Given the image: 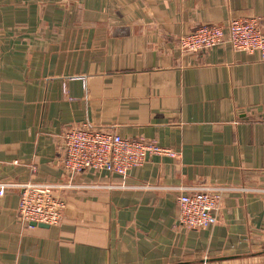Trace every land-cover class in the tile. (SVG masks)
I'll list each match as a JSON object with an SVG mask.
<instances>
[{
    "label": "crops",
    "instance_id": "1",
    "mask_svg": "<svg viewBox=\"0 0 264 264\" xmlns=\"http://www.w3.org/2000/svg\"><path fill=\"white\" fill-rule=\"evenodd\" d=\"M256 17L264 0H0V181L61 183L63 133L144 137L155 155L120 189L67 191L58 225L0 197V264H264V62L228 44L183 53L202 24ZM231 188L216 223L177 222L180 189Z\"/></svg>",
    "mask_w": 264,
    "mask_h": 264
},
{
    "label": "built area",
    "instance_id": "2",
    "mask_svg": "<svg viewBox=\"0 0 264 264\" xmlns=\"http://www.w3.org/2000/svg\"><path fill=\"white\" fill-rule=\"evenodd\" d=\"M228 44L234 51L258 54L264 62V30L256 17L235 18L226 26L202 24L181 36L178 48L183 53H198ZM62 167L67 181L61 183L0 181V197L10 189L19 191L17 219L26 224L58 225L66 208L67 191L120 189L125 185H105L98 182L73 180L86 172H106L125 179L129 170L141 166L147 156L178 159L179 153L162 147L144 137L124 138L103 129L86 125L72 127L62 137ZM232 190L222 186L180 189L177 200V222L185 229H206L217 221L219 201Z\"/></svg>",
    "mask_w": 264,
    "mask_h": 264
},
{
    "label": "water",
    "instance_id": "3",
    "mask_svg": "<svg viewBox=\"0 0 264 264\" xmlns=\"http://www.w3.org/2000/svg\"><path fill=\"white\" fill-rule=\"evenodd\" d=\"M31 225H33V226H38V227H48L47 225H44V224H35V223H31Z\"/></svg>",
    "mask_w": 264,
    "mask_h": 264
}]
</instances>
